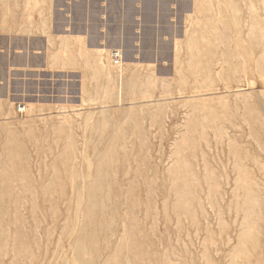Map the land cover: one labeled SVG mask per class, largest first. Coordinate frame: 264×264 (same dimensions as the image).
<instances>
[{"label": "rangeland", "instance_id": "obj_1", "mask_svg": "<svg viewBox=\"0 0 264 264\" xmlns=\"http://www.w3.org/2000/svg\"><path fill=\"white\" fill-rule=\"evenodd\" d=\"M34 1L0 0V264H69L73 254L78 264H264V0ZM248 23L260 24L261 45L249 42ZM102 46L114 67L110 50L119 51L122 74L97 64ZM105 154L111 161L99 164ZM73 180L95 186L77 217V249L66 236L77 208Z\"/></svg>", "mask_w": 264, "mask_h": 264}, {"label": "bare ground", "instance_id": "obj_2", "mask_svg": "<svg viewBox=\"0 0 264 264\" xmlns=\"http://www.w3.org/2000/svg\"><path fill=\"white\" fill-rule=\"evenodd\" d=\"M35 1L37 2V0H35ZM35 1H34V2H35ZM232 1H233V0H232ZM249 1H250V0H249ZM210 3H211V2H210ZM250 3H251V1H250ZM258 3H259V2H258ZM202 4H203V3H202ZM224 4H225V3H224ZM233 4H234V3H233ZM251 4H253V3H251ZM227 5H228V4H227ZM253 5H254V4H253ZM253 5H252V8H253ZM236 6H237V5H236ZM244 6H245V5H244ZM240 7H241V6H240ZM148 8H149V7H148ZM146 9H147V8H146ZM147 10L149 11V9H147ZM248 11H249V10H248ZM248 11H247V12H248ZM255 11H257L256 8H255ZM74 12H76V11H74ZM146 12H147V11H146ZM217 12H218V11H217ZM233 12H234V11H233ZM143 13H144V12H143ZM234 13H237V12H234ZM253 13H254V12H253ZM126 14H127V13H126ZM237 14H238V13H237ZM147 15H148V13H147ZM217 15H218V14H217ZM238 15H239V14H238ZM246 15H247V14H246ZM144 16H145V15H144ZM148 16H149V15H148ZM232 16H233V15H232ZM254 16H255V15H254ZM114 17H115V15H114ZM149 17H150V16H149ZM248 17H249V16H248ZM144 18H145V17H144ZM147 18H148V17H147ZM217 18H218V17H217ZM235 18H236V17H235ZM254 18H255V17H254ZM263 18H264V17H263ZM232 19H233V18H232ZM245 19H246V18H245ZM234 20H235V19H234ZM234 20H233V21H234ZM248 20H249V22L251 21L250 18H248ZM230 21H232V20L230 19ZM246 21H247V20H246ZM80 23H81V22H80ZM245 23H246V22H245ZM245 23H244V24H245ZM78 24H79V23H78ZM246 24H247V23H246ZM248 24H249V23H248ZM80 25H81V24H80ZM227 25H228V23H227ZM83 26H84V25H83ZM245 26H246V25H245ZM249 26H250V24H249ZM259 26H260V24H259ZM259 26H255L254 23H251L250 28L252 29V27H257V29H258V30H257V33H256V31H255L254 35L251 36V34H252L254 31H252L251 29H248L250 33L247 34L248 37H249V38H248V39H249V42H250L251 40L254 39L253 42L256 43L257 45H261V39H262L260 33H258V31H260ZM145 27H146V26H145ZM238 27H239V26H238ZM246 27H247V26H246ZM66 28H68V27H66ZM261 28H262V27H261ZM254 29H255V28H254ZM89 30H90V28H89ZM64 31H65V30H64ZM67 31H68V30H67ZM67 31H66V32H67ZM84 31H86V28H85ZM201 31H202V30H201ZM235 31H236V30H235ZM238 31H240V30H238ZM238 31H237V32H238ZM62 32H63V31H62ZM86 32H87V31H86ZM230 32H231V31H230ZM242 32H243V31H242ZM76 33H77V32H76ZM76 33L73 34V33L69 32V35L71 36V38H72V37H78V36H79V37L85 36V34H84V35H81V34H76ZM78 33H79V32H78ZM84 33H85V32H84ZM244 33L246 34V32H244ZM86 34H87V33H86ZM211 34H212V33H211ZM238 34H239V33H238ZM240 34H241V32H240ZM240 34H239V36H240ZM69 35H68V36H69ZM230 35H232V34H230ZM235 35H236V34H235ZM243 35H244V34H242V36H243ZM239 36H238V37H239ZM60 37H61V36H60ZM89 37H90V36H89ZM243 37H245V35H244ZM211 38H212V37H211ZM252 38H253V39H252ZM72 39H73V38H72ZM248 39H247V41H248ZM80 40H81V39H80ZM221 40H222V39H221ZM242 40L244 41V40H246V39H243V38H242ZM72 41H73V40H72ZM102 41H103V40H102ZM192 41H193V40H192ZM192 41H190V42H192ZM207 41H208V40H207ZM87 42H88V41H87ZM113 42H114V41H113ZM113 42H112V43H113ZM223 42H224V41H223ZM84 43H85V42H84ZM209 43H210V42H209ZM74 44H76V43H74ZM100 44H101V43H100ZM252 44H253V43H252ZM104 45H105V44H103V46H104ZM220 45H221V44H220ZM231 45H232V43H231ZM231 45H229V47H230ZM244 45H245V44H244ZM74 46H75V45H74ZM76 46H77V45H76ZM85 46H86V45H85ZM103 46L97 48V51H98L97 54H98V59H99L97 64L100 66V68H102V67H103V68H106L107 71H108L107 74H108V73L110 74V72H111V71H110L111 68H112V69H115V71H114L115 73H117V74H119V75L122 74V71H123V70L120 69V68H122V67H120V63H119L120 60L118 61L117 64H115V63L113 62V64L116 65V67L112 66L110 63H108V62L105 61V58L107 59V57H106V55H107L106 50H107L108 46H107V47H103ZM77 47H79V46H77ZM81 47H83V46L81 45ZM111 47H113V46H111ZM111 47H110V49H111ZM200 47H201V46H200ZM236 47H237V45H236ZM248 47H249V46H248ZM251 47H252V46H251ZM84 48H85V47H84ZM115 48H118V47L115 46ZM206 48H207V47H206ZM245 48H246V46H245ZM256 48H258V47H255V49H256ZM262 48H264V47L262 46ZM95 49H96V48H95ZM112 49H113V48H112ZM253 49H254V47H253ZM87 50H88V49H87ZM87 50H86V51H87ZM118 50H119V49H118ZM222 50H223V49H222ZM243 50H244V48H243ZM246 50H247V49H246ZM246 50H244V51L246 52ZM259 50H262V49H259ZM263 50H264V49H263ZM21 51H22V50H21ZM47 51H48V50H47ZM112 51H113V50H112ZM112 51L110 50V52H112ZM234 51H235V50H234ZM247 51H248V50H247ZM222 52H223V51H222ZM260 52H261V51H260ZM208 53H209V52H208ZM220 53H221V52H220ZM37 54H38V52H37ZM211 54H212V53H211ZM245 54L247 55V53H245ZM257 54H258V53H257ZM108 55H110V53H109ZM111 55H112V54H111ZM248 55H250V51H249ZM254 55H255V54H254ZM250 56H251V55H250ZM250 56H246L245 59L247 58L246 60L249 61V58H248V57H250ZM109 57L112 59V56H109ZM251 57H252V56H251ZM253 57H254V56H253ZM221 58H222V57H221ZM254 58H255V57H254ZM241 59H242V58H241ZM255 59H256V58H255ZM258 59H259V58H257V60H258ZM214 60H215V59H214ZM251 60L254 61L253 59H251ZM257 60H256V61H257ZM112 61H113V60H112ZM243 61H244V60H242V62H243ZM238 62H239V61H238ZM245 62H246V61H245ZM257 62H258V61H257ZM121 63H122V62H121ZM215 63H216V62H215ZM215 63H214V64H215ZM250 63H251V62H250ZM253 63L255 64V62H253ZM260 63H261V65H264V60H263V61L261 60ZM262 63H263V64H262ZM216 64H217V63H216ZM242 64H244V62H243ZM121 66H122V65H121ZM218 66H219V65H218ZM241 66H243V65H241ZM110 67H111V68H110ZM251 67H252V66H251ZM251 67H250V68H251ZM253 67H254V65H253ZM253 67H252V69H253ZM217 68H218V67H217ZM242 68H243V67H242ZM256 68H257V67H256ZM261 68H262V67H261ZM218 69H219V68H218ZM263 69H264V67H263ZM213 70H214V69H213ZM138 71H139V70H138ZM214 71H215V70H214ZM214 71H212V72H214ZM232 71H236V70H232ZM263 71H264V70H263ZM129 72H130V71H128V73H129ZM215 72L217 73V70H216ZM132 73H133V71H132ZM134 73H136V71H135ZM137 73H139V72H137ZM102 74H103V73H102ZM111 74H112V73H111ZM180 74H181V72H180ZM258 74H259V73H258ZM214 75L217 77L216 74H214ZM259 75H260V74H259ZM263 75H264V74H263ZM138 76H139V78H140V75H138ZM233 76H234V75H233ZM107 77H109V75H108ZM122 77H125V75L122 76ZM127 77H128V76H127ZM216 77H215V78H216ZM237 77H238V76H237ZM237 77H236V78H237ZM247 77H248V76H247ZM262 77H263V76H262ZM99 78H100V77H99ZM110 78H111V77H110ZM116 78H117V77H115L114 80H115ZM141 78H142V77H141ZM263 78H264V77H263ZM118 79H119V78H118ZM120 79H121V78H120ZM212 79H214V78H212ZM217 79H218V78H217ZM237 79H239V77H238ZM251 79H252V78H251ZM101 80H102V78H101ZM110 80H111V79H110ZM112 80H113V79H112ZM116 80H117V79H116ZM137 80H140V79L137 78ZM200 80H201V79L199 78V81H200ZM90 81H91V79H90ZM90 81H89V82H90ZM94 81H95V80H94ZM134 81H136V80H134ZM141 81H142V80H140V81L137 82V83H140ZM150 81H151V80H150ZM224 81H225V80H224ZM250 81H251V80H250ZM112 82H113V81H112ZM114 82H115V81H114ZM126 82H127V81H126ZM126 82H125V83H126ZM90 83H91V82H90ZM101 83H102V82H101ZM103 83H104V81H103ZM133 83H134V82H133ZM142 83H143V82H142ZM220 83H221V82H220ZM225 83H226V82H225ZM231 83H232V82H231ZM239 83H240V82H239ZM243 83H244V82H243ZM249 84H250V86H252L251 83H249ZM108 85H109V84H108ZM113 85H114V84H113ZM162 85H163V84H162ZM218 85H219V84H218ZM218 85H217V86H218ZM221 85H222V84H221ZM237 85H239V84H237ZM244 85H245V84H244ZM155 86H156V85H155ZM213 86H214V85H213ZM219 86H220V85H219ZM103 87H104V86H103ZM105 87H106V86H105ZM126 87H127V86H126ZM139 87H140V86H139ZM162 87H163V86H162ZM206 87H207V86H206ZM224 87H225V86H224ZM212 88H213V87H212ZM217 88H218V87H217ZM228 88H229V87H228ZM230 88H231V87H230ZM230 88H229V89H230ZM239 88H240V87H239ZM195 89H196V88H195ZM204 89H205V86H204ZM207 89H208V88H207ZM221 89H222V88H221ZM231 89H232V88H231ZM97 90H98V89H97ZM97 90H96V91H97ZM139 90H140V88H139ZM148 90H149V88L147 89V91H148ZM150 90H151V89H150ZM201 90H202V87H201ZM217 90H218V89H217ZM225 90H227V88H226ZM260 90H263V89H260ZM205 91L207 92L206 89H205ZM218 91H219V90H218ZM221 91H222V90H221ZM223 91H224V90H223ZM236 91H237V90H236ZM258 91H259V90H258ZM214 92H215V91H214ZM225 92H226V91H225ZM229 92H230V91H229ZM243 92H244V91H243ZM243 92H241V93H243ZM96 93L98 94V92H96ZM108 93H109V92H108ZM132 93H133V92H132ZM199 93H200V91H199ZM199 93L197 92V94H199ZM231 93H233V92H230V94H231ZM97 94H95V95H97ZM195 94H196V93H195ZM205 94H206V93H205ZM233 94H234V93H233ZM250 94H253V93L250 92ZM260 94H261V93H260ZM102 95H103V93H102ZM199 95H200V94H199ZM202 95H204V94L202 93ZM202 95H200V96L202 97ZM210 95H211V94H210ZM183 96H184V95H183ZM191 96H192V95H191ZM191 96H189V99H190ZM196 96H198V95H196ZM206 96H209V94L206 95ZM216 96H217V95H216ZM218 96H219V95H218ZM221 96H222V95H221ZM224 96H225V94H224ZM226 96H227V97H226ZM226 96H225V97H226V99H227L230 95H228V93H227ZM234 96H235V95H234ZM234 96H233V99H234ZM237 96H238V94H237ZM249 96H250V95H249ZM252 96H253V95H252ZM181 97H182V96H181ZM187 97H188V96H187ZM187 97L185 96L184 98H187ZM194 97H195V95H194ZM210 97H211V96H210ZM225 97H224V99H225ZM1 98H2V97H1ZM80 98H81V97H80ZM97 98H98V97H97ZM178 98H180V96H178ZM182 98H183V97H182ZM182 98H181V99H182ZM195 98H197V97H195ZM203 98H204V97H203ZM206 98H207V97H206ZM161 99H162V98H161ZM168 99H169V98H168ZM168 99H167V100H168ZM172 99L174 100V98H172ZM191 99H192V98H191ZM222 99H223V98H222ZM87 100H88V99H87ZM175 100H176V99H175ZM178 100H179V99H178ZM184 100H185V99H184ZM148 101H149V100H148ZM150 101H151V100H150ZM150 101H149V102H150ZM159 101H160V100H158V102H159ZM161 101H162V100H161ZM179 101H180V100H179ZM193 101H194V100H193ZM82 102H83V101H82ZM169 102H170V99H169ZM0 103H1V102H0ZM2 103H3V102H2ZM140 103H141V102H140ZM140 103H139V106H140ZM152 103H154V102H152ZM161 103H162V102H161ZM223 103H224V102H223ZM238 103H239V102H238ZM238 103H237V104H238ZM83 104H84V103H83ZM136 104L138 105V103H136ZM145 104H146V103H145ZM145 104H144V105H145ZM149 104H150V103H149ZM167 104H168V103H167ZM192 104H193V102H192ZM84 105H85V104H84ZM133 105H134V104H131V106H133ZM141 105H142V103H141ZM155 105H156V104H155ZM0 106L3 107L2 104H1ZM230 106H232V104H231ZM233 106H234V104H233ZM167 107H168V106H167ZM240 107H241V106H240ZM3 108H4V107H3ZM129 108L131 109L130 106H129ZM132 108H133V107H132ZM148 108H149V107H148ZM148 108H147V110H148ZM151 108H152V107H151ZM242 108H243V106H242ZM16 109H17V108H16ZM18 109H19V108H18ZM24 109H26V107H25ZM100 109H101V108H100ZM240 109H241V108H240ZM247 109H248V108H247ZM2 110H3V109H2ZM5 110H6V109H5ZM5 110H4V111H5ZM92 110H93V109H92ZM139 110H141V109H139ZM143 110H144V109H143ZM147 110H145V112H146ZM149 110H150V108H149ZM149 110H148V111H149ZM231 110H232V109H231ZM7 111L9 112V109H8ZM23 111H24V110H23ZM88 111H89V110H88ZM129 111H130V110H129ZM0 112H2V111L0 110ZM20 112H22V111H20ZM94 112H95V111H94ZM94 112H93V114H95ZM145 112H144V113H145ZM230 112H231V111H230ZM86 113H87V111H86ZM104 113H106V112H104ZM123 113H124V112H123ZM123 113H122V114H123ZM148 113H149V112H148ZM148 113H145V114L148 115ZM232 113H234L233 110H232ZM237 113H238V112H237ZM81 114H82V113H81ZM114 114H116V113H114ZM205 114H206V112H205ZM205 114L203 113L204 116H205ZM104 115H105V114H104ZM256 115L258 116L257 113H256ZM82 116H83V115H82ZM121 116H122V115H121ZM124 116H125V115H124ZM144 116H145V115H144ZM200 116H201V115H200ZM257 116H256V118H257ZM125 117H126V116H125ZM147 117H148V116H147ZM193 117H195V115H194ZM196 117H197V116H196ZM196 117H195V118H196ZM233 117H234V116H233ZM253 117H254V116H253ZM92 118H93V117H92ZM98 118H99V115H98ZM187 118H188V117H187ZM201 118H202V117H201ZM235 118H236V117H235ZM235 118H234V119H235ZM237 118H238V117H237ZM258 118H260V116H259ZM64 119H65V118H64ZM82 119H83V117H82ZM111 119H112V118H111ZM114 119H115V118H114ZM114 119H113V122L115 121ZM119 119H120V118H118V119H116V120L118 121ZM189 119H190V118H189ZM192 119H193V118H192ZM205 119H206V117H205ZM251 119H252V118H251ZM254 119H255V117H254ZM254 119H253V120H254ZM33 120H34V119H33ZM33 120H32V121H33ZM83 120H84V119H83ZM99 120H100V119H99ZM124 120H125V119H124ZM124 120H122V122H124ZM145 120H147V118H146ZM199 120H200L199 118H198V120L196 119L197 122H198ZM238 120H239V119H238ZM238 120H237V121H238ZM65 121H66V120H65ZM148 121H149V119H148ZM148 121H147V122H148ZM202 121H204V120L202 119ZM52 122H53V121H52ZM78 122H79V121H78ZM80 122H81V121H80ZM80 122H79V123H80ZM97 122H98V120H97ZM110 122H111V121L109 120V123H110ZM115 122H116V121H115ZM142 122H143V120H142ZM144 122H145V121H144ZM144 122H143V123H144ZM205 122H206V121H205ZM12 123H13V122H12ZM98 123H99V122H98ZM98 123H97V126H99V124H100V123H99V124H98ZM109 123H107V124H109ZM119 123H120V122H119ZM145 123H146V122H145ZM50 124H51V123H50ZM91 124H92V123H91ZM111 124H112V122H111ZM115 124H116V123H115ZM115 124H114V126H115ZM117 124H118V123H117ZM231 124H232V123H230V125H231ZM238 124L240 125V123H238ZM1 125H2V124H1ZM1 125H0V126H1ZM95 125H96V124H95ZM146 125H147V124H146ZM200 125H202V124L200 123ZM214 125H215V124H214ZM254 125H255V123H254ZM79 126H80V124H79ZM92 126H93V125H92ZM109 126H110V127H109ZM109 126H108V128H110V129L112 130V129H113V128H111L112 125H109ZM122 126H123V125H122ZM231 126H232V125H231ZM241 126H242V125H241ZM245 126H246V125H245ZM245 126H244V127H245ZM47 127L49 128L50 126L48 125ZM117 127H118V126H117ZM119 127H120V126H119ZM142 127L144 128V126H142ZM201 127H202V126H201ZM224 127H225V126H224ZM233 127H234V125H233ZM97 128H98V127H97ZM115 128H116V126H115ZM143 128H142V129H143ZM188 128H189V126H188ZM237 128H238V127H237ZM256 128H257V127H256ZM225 129H226V128H225ZM257 129H258V128H257ZM42 130H43V129H42ZM48 130H50V129H48ZM72 130H73V129H72ZM80 130H81V128H80ZM113 130H114V129H113ZM117 130H118V129H117ZM183 130H184V129H183ZM183 130H182V131H183ZM203 130H204V129H203ZM74 131H75V130H74ZM83 131H84V130H83ZM86 131H87V129H86ZM143 131L145 132V130H143ZM154 131H155V130H154ZM219 131H220V130H219ZM255 131H256V130H255ZM3 132H4V130H3ZM3 132H2V133H3ZM106 132H107V131H106ZM121 132H123V131H121ZM150 132H152V131H150ZM187 132H188V130H187ZM191 132H194V131H191ZM196 132H197V131H196ZM214 132H215V131H214ZM236 132H237V131H236ZM246 132H247V130H246ZM74 133H75V132H74ZM91 133H93V135L96 136L94 132H91ZM91 133H90V134H91ZM107 133H108V132H107ZM119 133H120V132H119ZM226 133H227V132H226ZM226 133H225V134H226ZM49 134H50V131H49ZM83 134H84V133H83ZM99 134H100V133H99ZM108 134H109V133H108ZM121 134H122V133H121ZM123 134H124V133H123ZM123 134H122V136H123ZM147 134H148V133H147ZM154 134H155V133H154ZM236 134H237V133H236ZM260 134H261V133H260ZM1 135H2V134H1ZM50 135H51V134H50ZM239 135H240V134H239ZM94 136H93V137H94ZM99 136H100V135H98V137H99ZM105 136H106V134H105ZM107 136H108V135H107ZM107 136H106V137H107ZM109 136H110V134H109ZM109 136H108V138H109ZM127 136H128V135H127ZM147 136H148V135H147ZM151 136H153V135H151ZM185 136H186V135H185ZM243 136H244V135H243ZM248 136H249V135H248ZM263 136H264V135H263ZM93 137H92V138H93ZM96 137H97V136H96ZM113 137H114V136H113ZM215 137H216V136H215ZM222 137H224V136H222ZM22 138H23V137H22ZM49 138H50V136H49ZM94 138H95V137H94ZM94 138L92 139L93 141H95ZM137 138H138V137H137ZM149 138H150V137H149ZM156 138H158V137H156ZM220 138H221V137H220ZM234 138H235V137H234ZM244 138H245V136H244ZM97 139H98V138H97ZM101 139H102V137H101ZM173 139H174V138H173ZM178 139H179V138H178ZM228 139H230V138H228ZM251 139H252V138H251ZM23 140H25V138H24ZM92 140H91V142H92ZM151 140H152V139H151ZM162 140H163V139H162ZM241 140H242V138H241ZM247 140H248V139H247ZM252 140H254V139H252ZM258 140H259V139H258ZM1 141H3V140H1ZM96 141H97V140H96ZM107 141H108V140H107ZM107 141H104V142L107 143ZM115 141H116V140H115ZM244 141H245V140L243 139V143H244ZM261 141H262V140H261ZM113 142H114V141H113ZM122 142H123V140H122ZM134 142H135V141H134ZM141 142H142V141H141ZM153 142H157V141H154V140H153ZM153 142H152V144H153ZM172 142H173V141H172ZM247 142H248V141H247ZM249 142H250V140H249ZM252 142H253V141H252ZM263 142H264V141H262V143H263ZM0 143H2V142H0ZM49 143H50V141H49ZM89 143H90V142H89ZM92 143H93V142H92ZM99 143H100V141H99ZM210 143H211V142H210ZM212 143H213V141H212ZM222 143H223V141H222ZM225 143H226V142H225ZM225 143H224V144H225ZM239 143H240V142H239ZM255 143H256V142H255ZM83 144H84V143H83ZM85 144H86V143H85ZM97 144H98V143H97ZM97 144H95V145H97ZM102 144H103V143H102ZM102 144H101V145H102ZM111 144H112V143H111ZM150 144H151V143H150ZM240 144H241V143H240ZM245 144H246V143H245ZM34 145H35V144H34ZM86 145H87V144H86ZM88 145H89V144H88ZM144 145H145V144H144ZM212 145H214V144H212ZM254 145H256V144H254ZM32 146H33V144H32ZM83 146H84V145H83ZM103 146H104V145H103ZM113 146H114V144H113ZM118 146H119V144H118ZM153 146H155V145H153ZM216 146L219 147V145H216ZM216 146H215V148H216ZM224 146H225V145H224ZM33 147H34V146H33ZM81 147H82V146H81ZM97 147H98V146H97ZM101 147H102V146H101ZM104 147H105V146H104ZM157 147H158V146H157ZM213 147H214V146H213ZM244 147H245V146H244ZM254 147H255V146H254ZM162 148H163V147H162ZM178 148H180V147H178ZM211 148H212V147H211ZM241 148H242V147H241ZM257 148H258V147H257ZM27 149H29L28 146H27ZM51 149H52V148H51ZM96 149H97V148H96ZM98 149H100V147H98ZM102 149H103V147H102ZM213 149H214V148H213ZM213 149H211V150H213ZM254 149H256V148H254ZM55 150H56V149H55ZM55 150L53 149L54 152H55ZM87 150H88V149H87ZM87 150H86V151H87ZM89 150H90V149H89ZM94 150H95V149H94ZM100 150H101V149H100ZM100 150H98V152H100ZM141 150H142V149H141ZM155 150H156V149H155ZM170 150H171V148H170ZM172 150H173V149H172ZM216 150H217V149H216ZM53 151H52V152H53ZM71 151H73V150H71ZM80 151H81V150H80ZM113 151H114V150H113ZM148 151H149V150H148ZM162 151H163V149H162ZM254 151H257V150H254ZM259 151H260V149H259ZM259 151H258V152H259ZM77 152H78V151H77ZM94 152H95V151H94ZM98 152H97V154H98ZM103 152H104V151H103ZM149 152H150V151H149ZM149 152H148V153H149ZM154 152H155V151H154ZM261 152H262V151H261ZM31 153H32V152L30 151V154H31ZM56 153H58V152H56ZM118 153H119V152H118ZM152 153H153V150H152ZM169 153H170V152H169ZM225 153H226V152H225ZM249 153H250V152L248 151V154H249ZM252 153H255V152H252ZM256 153H257V152H256ZM119 154H120V153H119ZM157 154H158V152H157ZM185 154H186V153H185ZM207 154H208V153H207ZM216 154H217V153H216ZM242 154H243V153H242ZM81 155H82V153H81ZM86 155H87V153H86ZM95 155H96V154H95ZM148 155H150V154H148ZM263 155H264V152H263ZM93 156H94V154H93ZM153 156H154V155H153ZM178 156H179V155H178ZM208 156H209V154H208ZM253 156H254V155H253ZM95 157H96V156H95ZM98 157H99V156H98ZM98 157H97V158H98ZM157 157H158V156H157ZM210 157H211V156H210ZM219 157H220V155H219ZM33 158H34V157H33ZM33 158H32V159H33ZM52 158H53V157H52ZM92 158H93V157H92ZM92 158H91V159H92ZM100 158H101V159L98 160L99 164H101L102 162H103V164H104V163H106V160H108V159L111 158V155H110V154H105V155H102ZM115 158H116V157H115ZM154 158H155V157H154ZM213 158H214V157H213ZM253 158H254V157H253ZM253 158H251V159H253ZM256 158H257V159H260V160L262 159V158H259V157H257V156H256ZM35 159H36V158H35ZM35 159H34V160H35ZM49 159H50V158H49ZM91 159H90V160H91ZM158 159H159V158H158ZM206 159H208V158H206ZM34 160H33V161H34ZM119 160H120V159H119ZM159 160H160V159H159ZM209 160H210V159H209ZM229 160H231V159L228 158V162H230ZM30 161H31V160H30ZM83 161H84V160H83ZM83 161H82V162H83ZM94 161H95V160H94ZM110 161H111V159H110ZM247 161H248V160H247ZM263 161H264V160H263ZM82 162H81V163H82ZM89 162H90V161H89ZM113 162H114V161H113ZM210 162H211V161H210ZM214 162H215V161H214ZM3 163H4V162H3ZM130 163H131V162H130ZM130 163H129V164H130ZM155 163H157V162H155ZM161 163H163V162L161 161ZM161 163H160V164H161ZM170 163H172V162H170ZM198 163H199V162H198ZM212 163H213V162H212ZM212 163H211V164H212ZM217 163H218V162H217ZM217 163H216V164H217ZM223 163H225V165H226V162L223 161ZM230 163L232 164V162H230ZM230 163H229V164H230ZM240 163H241V162H240ZM251 163H253V162H251ZM261 163H262V162H261ZM30 164H31V163H30ZM92 164H93V161H92V163H91V166H92ZM95 164H96V163H95ZM246 164H247V163H246ZM46 165H47V164H46ZM80 165H81V164H80ZM83 165H84V163H83ZM96 165H97V164H96ZM96 165H95V166H96ZM247 165H248V164H247ZM252 165H253V164H252ZM255 165H257V164H255ZM0 166H1V165H0ZM93 166H94V165H93ZM118 166H119V165H118ZM167 166H168V164H167ZM167 166H166V167H167ZM196 166H197V165H196ZM223 166H224V164H223ZM248 166H249V165H248ZM30 167H31V165H30ZM82 167H83V166H82ZM122 167H123V166H122ZM131 167H133V165H132ZM180 167H181V165H180ZM197 167H198V166H197ZM249 167L253 168L252 166H249ZM263 167H264V166H263ZM263 167H262V168H263ZM9 168H10V167H9ZM31 168H32V167H31ZM99 168H100V167H99ZM103 168H104V167H103ZM118 168H120V167H118ZM164 168H165V167H164ZM183 168H184V167H183ZM200 168H201V167H200ZM258 168H259V167H258ZM34 169H35V168H34ZM49 169H50V168H49ZM77 169H78V168H77ZM101 169H102V168H101ZM111 169H112V166H111ZM181 169H182V168H181ZM186 169H187V168H186ZM215 169L217 170L216 166H215ZM224 169H225V167H224ZM13 170H14V169H13ZM36 170H37V169H36ZM50 170H51V169H50ZM107 170H108V169H107ZM107 170H105V171H107ZM220 170H221V169H220ZM226 170H227V169H226ZM257 170H259V169H257ZM0 171H1V170H0ZM103 171H104V169H103ZM109 171H110V170H109ZM109 171H107V172H109ZM112 171H113V169H112ZM204 171H205V170H204ZM204 171H203V172H204ZM228 171H229V169H228ZM228 171L226 172V174L228 173ZM9 172H10V171H9ZM11 172H14V171H11ZM101 172H102V171H101ZM107 172H106V173H107ZM220 172H221V171H220ZM256 172H257V171H256ZM0 173H1V172H0ZM43 173H44V171H43ZM88 173H89V172H88ZM90 174H91V173H90ZM92 174H93V173H92ZM108 174H109V173H108ZM116 174H117V173H116ZM205 174H206V173H205ZM228 174H229V173H228ZM254 174H255V173H254ZM95 175H96V174H95ZM102 175H104V174L101 173V176H102ZM207 175H208V174H207ZM229 175H231V174H229ZM232 175H233V174H232ZM259 175H260V173H259ZM259 175H258V178H259ZM34 176H36V175H34ZM110 176H111V175H110ZM255 176H257V175H255ZM260 176H261V175H260ZM39 177H40V176H39ZM221 177H222V176H221ZM234 177H235V176H234ZM88 178H89V177H88ZM102 178H103V176H102ZM102 178L99 179V182H100V180L103 181ZM198 178H199V177H198ZM210 178H211V177H210ZM229 178H231V177H229ZM239 178H240V176H239ZM38 179H39V178H38ZM85 179H87V178H85ZM89 179H90V178H89ZM106 179H108V178L106 177ZM119 179H120V178H119ZM130 179H131V178H130ZM163 179H164V178H163ZM213 179H214V178H213ZM227 179H228V178H227ZM39 180H40V179H39ZM82 180H83V179H82ZM87 180H88V179H87ZM109 180H110V179H109ZM113 180H114V179H113ZM117 180H118V177H117L116 181H117ZM216 180H217V179H216ZM228 180H229V179H228ZM259 180L262 181V179H260V178H259ZM32 181H33V180H32ZM35 181H36V180H35ZM93 181H94V180H93ZM102 181H101V182H102ZM105 181L107 182V180H105ZM110 181H111V180H110ZM263 181H264V180H263ZM0 182H1V181H0ZM82 182H83V181H82ZM87 182H88V181H87ZM101 182H100V184H101ZM167 182H168V181H167ZM207 182H208V181H207ZM219 182H220V181H219ZM39 183H40V181H39ZM113 183H114V181H113ZM73 184H74V185H73V188H74V195H75V196H74V200H75V202H76V206H77V208L74 210V211H75V216L71 218L70 224H69V226H68V228H67V234H66V236L69 237V238L71 239V240L69 241V247H70V248H71V247L73 248V246H75L76 249H77V247H78V245H79V242H80V241L77 239V235H76V232H77L76 226H77V223H78V222H77V217H78V214H79V213L81 214V211H82V210L84 211V209H81V207H83V205H84V204H83V200H84V198H87V197H84V196H85V193H86L88 190H90V189H91V190H95V186L93 185V186H91V188H90V186L87 185V184L85 183V181H84L83 183H81V182L76 183L75 180H73ZM107 184H108V183H107ZM123 184H124V183H123ZM164 184H165V183H164ZM220 184L222 185V183H220ZM103 185H104V182H103ZM108 185L110 186L111 184H108ZM146 185H147V184H146ZM166 185H167V184H166ZM176 185H177V184H176ZM224 185L227 186L226 184H224ZM224 185H223V187H224ZM36 186H37V183H36ZM42 186H43V185H42ZM42 186H41V187H42ZM104 186H105V185H104ZM109 186H107V187H109ZM111 186H112V185H111ZM117 186H118V185H117ZM122 186L124 187V185H122ZM204 186H205V185H204ZM260 186H262V185H260ZM66 187H69V186L67 185ZM114 187H115V190H117V189H116L117 187L115 186V184H114ZM125 187H126V186H125ZM125 187H124V188H125ZM164 187H165V186H164ZM166 187H167V186H166ZM168 187H169V183H168ZM168 187H167V188H168ZM174 187H175V186H174ZM181 187H183V186H181ZM232 187H233V186H232ZM111 188H112V187H111ZM121 188H122V187H121ZM140 188H141V187H140ZM230 188H231V187H230ZM230 188H229V189H230ZM233 188H234V187H233ZM180 189H181V188H180ZM183 189H184V188H183ZM220 189H222V188H220ZM224 189H225V188H224ZM226 189H228V188H226ZM226 189H225V190H226ZM36 190H37V189H36ZM141 190H143V188H141ZM141 190H140V191H141ZM164 190H165V188H164ZM167 190H168V189H167ZM177 190H178V189H177ZM194 190H196V189H194ZM239 190H240V189H239ZM17 191H18V190H17ZM67 191H69V190H67ZM122 191H123V190L121 189V192H120V193H122ZM70 192H71V191H70ZM111 192H113V188H112V191H111ZM118 192H119V191H118ZM118 192H117V193H118ZM141 192H143V191H141ZM195 192H196V191H195ZM199 192H200V191H199ZM241 192H242V191H241ZM0 193H1V192H0ZM35 193H36V192H35ZM67 193H68V192H67ZM237 193H238V192H237ZM36 194H37V193H36ZM96 194H97V193H96ZM102 194H103V193H102ZM102 194H101V195H102ZM108 194H109V192H108ZM115 194H116V193H115ZM138 194H139V193H138ZM141 194H142V193H141ZM259 194H260V193H259ZM11 195H13V194H11ZM26 195H27V194H25V196H26ZM33 195H34V194H33ZM40 195H41V193H40ZM66 195H67V194H66ZM68 195H70V194L68 193ZM87 195H88V193H87ZM97 195H98V194H97ZM97 195H95V197H96ZM113 195H114V193H113ZM113 195H112V193H111V196H113ZM135 195H136V194H135ZM222 195H223V194H222ZM231 195H232V194H231ZM263 195H264V194H263ZM115 196H116V195H115ZM120 196H121V194H120ZM123 196H124V195H123ZM139 196H140V195H139ZM153 196H154V195H153ZM226 196H227V195H226ZM232 196H233V195H232ZM258 196H259V195H258ZM40 197H41V196H40ZM40 197H39V198H40ZM52 197H53V196H52ZM207 197H208V196H207ZM215 197H216V196H215ZM224 197H225V196H224ZM228 197H229V196H228ZM256 197H257V196H256ZM11 198H12V196H11ZM41 198H42V197H41ZM45 198H46V197H45ZM65 198H66V197H65ZM65 198H63V199H65ZM99 198H100V197H99ZM110 198L113 199L112 197H110ZM110 198H109V199H110ZM123 198H124V197H123ZM160 198H161V200L164 199V197H163V198L160 197ZM160 198H159V199H160ZM237 198H238V197H237ZM262 198H263V197H262ZM55 199H56V198H55ZM101 199H102V198H101ZM142 199H143V194H142ZM154 199H155V198H154ZM201 199H202V198H201ZM211 199H212V198H211ZM218 199H219V198H218ZM225 199H226V197H225ZM227 199H228V198H227ZM18 200H19V199H18ZM50 200H53V199H50ZM65 200H67V198H66ZM65 200H63V201H65ZM93 200H94V199H93ZM102 200H103V199H102ZM120 200H122V199H120ZM133 200H134V199H133ZM208 200H209V199H208ZM230 200H231V199H230ZM234 200H235V199H234ZM4 201H5V200H4ZM29 201H30V200H29ZM61 201H62V199L60 200V202H61ZM71 201H72V200H71ZM95 201H96V200H95ZM110 201H112V200H110ZM118 201H119V200H118ZM159 201H160V200H159ZM204 201H205V200H204ZM204 201H202V202H204ZM60 202H59V203H60ZM96 202L98 203V198H97V201H96ZM101 202H102V201H101ZM113 202H114V201H113ZM113 202H110V203H113ZM124 202H125V201H124ZM133 202H134V201H133ZM139 202H141V199H140ZM155 202H156V200H155ZM184 202H186V200H185ZM188 202H190V201H188ZM216 202H217V201H216ZM231 202L234 203L233 200H231ZM231 202H230V203H231ZM17 203H18V202H17ZM93 203H94V202H93ZM102 203H103V205L105 204L104 200H103ZM118 203H120V202H118ZM127 203H128V202H127ZM190 203H191V202H190ZM217 203H218V202H217ZM61 204H62V203H61ZM87 204H88V203H87ZM108 204H109V203H107L106 205L108 206ZM124 204H125V203H124ZM157 204H158V202H157ZM203 204H204V203H203ZM220 204H223V203H220ZM0 205H1V204H0ZM32 205H33V204H32ZM44 205H45V204H44ZM44 205H41V209H42V206H43V208H44ZM47 205H48V204H47ZM47 205H46V206H47ZM118 205H119V204H118ZM141 205H142V204H141ZM158 205H159V204H158ZM225 205H226V202H225ZM26 206H27V205H26ZM37 206H38V205H37ZM46 206H45V207H46ZM110 206L112 207L111 204H110ZM119 206H120V205H119ZM122 206H123V205H122ZM205 206H206V203H205ZM231 206H233V205H231ZM98 207H99V205H97V207H94L95 210L98 209ZM105 207H106V206H105ZM129 207H130V206H129ZM141 207H142V206H141ZM155 207H156V206H155ZM159 207H161V206H159ZM206 207H207V206H206ZM214 207H215V206H214ZM106 208H107V207H106ZM108 208H110V207H108ZM112 208H114V207H112ZM131 208H132V207H131ZM144 208H145V207H144ZM215 208H216V207H215ZM248 208H249V207H248ZM120 209H121V208H120ZM135 209H136V207H135ZM195 209H196V208H195ZM200 209H201V208H200ZM107 210H108V209H107ZM107 210H106V211H107ZM201 210H202V209H201ZM222 210L224 211L225 208L222 207ZM233 210H234V209H233ZM233 210H232V211H233ZM237 210H238V209H237ZM71 211H72V210H71ZM83 211H82V212H83ZM97 211L99 212V209H98ZM97 211H96V212H97ZM123 211H124V210H123ZM139 211H141V210L139 209ZM143 211H144V210H143ZM157 211H158V210H157ZM202 211H203V210H202ZM238 211H239V210H238ZM11 212H12V211H11ZM15 212H16V211H15ZM15 212H14V214H15ZM18 212H19V211H18ZM98 212H97V213H98ZM103 212H104V210H103ZM134 212H135V210H134ZM159 212H160V211H159ZM21 213H22V212H21ZM26 213H28V212H26ZM39 213H41V212H39ZM84 213H85V212H84ZM206 213H208V212H206ZM19 214H20V213H19ZM51 214H52V213H51ZM59 214H60V213H59ZM72 214H73V213H72ZM80 214H79V216H80ZM89 214H90V213H89ZM94 214H95V213H94ZM102 214H103V213H102ZM126 214L128 215V213H126ZM160 214H161V213H160ZM211 214H212V213H211ZM223 214H224V212H223ZM232 214H233V213H232ZM30 215H32V214H30ZM37 215H38V214H37ZM40 215L42 216V214H40ZM40 215H39V216H40ZM63 215H64V214H63ZM87 215H88V214H87ZM87 215L85 214L84 216H87ZM95 215L98 216V214H95ZM107 215H109V214H107V212H106V217H107ZM118 215H119V214H118ZM140 215H141V213H140ZM209 215H210V214H209ZM246 215H247V214H246ZM88 216H89V215H88ZM110 216H111V215H110ZM112 216H113V215H112ZM162 216H163V215H162ZM193 216H194V215H193ZM223 216H224V215H223ZM101 217H102V216H101ZM195 217H197V216H195ZM231 217H233V215H231ZM246 217H247V216H246ZM36 218H37V217H36ZM80 218H81V217H80ZM82 218H83V217H82ZM84 218H85V217H84ZM125 218H126V217H125ZM157 218H158V217H157ZM39 219L41 220V218H39ZM43 219H44V218H43ZM46 219H48V217H46ZM46 219H45V220H46ZM61 219H62V218H60V220H61ZM115 219H117V218L115 217ZM126 219H127V218H126ZM150 219H151V218H150ZM172 219H173V218H172ZM181 219H182V218H181ZM211 219L213 220V215L211 216ZM3 220L6 222L7 219H6V220L3 219ZM40 220H39V221H40ZM48 220H49V219H48ZM60 220H59V221H60ZM82 220H83V219H82ZM86 220H87V219H85V221H86ZM92 220H93V219H92ZM111 220H112V219H111ZM156 220H157V219H156ZM198 220H199V219H198ZM216 220H217V219H216ZM226 220H227V219H226ZM256 220H257V219H256ZM59 221H58V222H59ZM61 221H62V220H61ZM61 221H60V222H61ZM78 221H79V219H78ZM94 221H95V220H94ZM140 221H141V219H140ZM163 221H164V220H163ZM47 222H48V221H47ZM83 222H84V221H83ZM96 222H97V221H96ZM99 222H101V221L99 220ZM113 222H114V221H113ZM145 222H146V221H145ZM157 222H159V221H157ZM210 222H212V221H210ZM26 223H27V221H26ZM85 223H86V222H85ZM147 223H148V222H147ZM174 223H175V222H174ZM181 223H182V222H181ZM184 223H185V222H184ZM184 223H183V224H184ZM214 223L216 224V222H214ZM235 223H236V222H235ZM44 224H45V223H44ZM82 224H83V223H82ZM82 224H80V225H82ZM116 224H117V223H116ZM133 224H134V223H133ZM157 224H158V223H157ZM205 224H207V223H205ZM240 224H241V223H240ZM10 225H11V224H10ZM10 225H8V226H10ZM46 225H47V223H46ZM86 225H87V224H86ZM158 225H159V224H158ZM158 225H157V226H158ZM227 225H228V224H227ZM236 225H238V224H236ZM236 225H235V226H236ZM0 226H1V225H0ZM43 226H44V225H43ZM49 226H50V225H49ZM55 226H56V224H55ZM83 226H84V225H83ZM117 226H118V225H117ZM121 226H122V225H121ZM126 226L129 227V225H126ZM130 226H131V225H130ZM160 226H161V225H160ZM170 226H171V225H170ZM172 226H173V225H172ZM172 226H171V227H172ZM181 226H182V225H181ZM181 226H180V227H181ZM239 226H240V225H239ZM243 226H244V225H243ZM1 227H2V226H1ZM3 227H4V226H3ZM10 227H11V226H10ZM10 227H9V228H10ZM39 227H41V225H40ZM56 227H57V226H56ZM58 227H59V226H58ZM85 227H86V226H85ZM167 227H168V225H167ZM201 227H202V226H201ZM212 227H213V226H212ZM214 227H215V226H214ZM219 227H220V226H219ZM27 228H28V227H27ZM31 228H32V227H31ZM42 228H44V227H42ZM81 228H82V227H81ZM139 228H140V227H139ZM232 228H233V227H232ZM232 228H230V229H231V230H229L230 232H233V231H234ZM235 228H236V227H235ZM237 228H238V227H237ZM55 229H56V228H55ZM84 229H85V228H84ZM84 229H83V230H84ZM89 229H90V227H89ZM117 229H118V228H117ZM127 229H128V228H127ZM31 230H32V229H31ZM40 230H41V229H40ZM214 230L217 231L216 229H214ZM221 230H222V229H221ZM232 230H233V231H232ZM237 230H238V229H237ZM250 230H251V229H250ZM5 231H6V230H5ZM5 231H4V232H5ZM78 231H79V230H78ZM84 231H85V230H84ZM99 231H100V230H99ZM115 231H116V229H115ZM129 231H131V229H129ZM162 231H163V230H162ZM215 231H214V232H215ZM224 231H225V230H224ZM229 231H228V232H229ZM235 231H236V230H235ZM240 231H241V230H240ZM243 231H244V230H243ZM10 232H11V231H10ZM10 232H9V234H10ZM31 232H32V231H30V233H31ZM58 232H59V231H58ZM79 232H82V230L79 231ZM198 232H199V231H198ZM198 232H197V233H198ZM247 232H248V231H247ZM24 233H25V232H24ZM40 233H41V232H40ZM77 233H78V232H77ZM107 233H108V232H107ZM107 233H106V234H107ZM165 233H166V232H165ZM200 233H201V232H200ZM2 234H3V233H2ZM42 234H43V233H42ZM57 234H58V233H57ZM81 234H82V233H81ZM81 234H79V235L81 236ZM146 234H147V233H146ZM161 234H162V232H161ZM163 234H164V233H163ZM190 234H191V233H190ZM190 234H189V236H190ZM234 234H236V233L234 232ZM37 235H38V234H37ZM116 235H117V234H116ZM116 235H115V236H116ZM166 235H167V234H166ZM166 235H165V236H166ZM170 235H171V234H170ZM191 235H192V234H191ZM203 235H205V234H203ZM207 235H208V234H207ZM216 235H217V234H216ZM30 236H31V235H30ZM30 236H29V237H30ZM41 236H42V235H41ZM228 236H229V235H228ZM230 236H231V234H230ZM232 236H234V235H232ZM237 236H238V235H237ZM241 236H242V234H241ZM9 237H11V235H10ZM24 237H25V236H23V238H24ZM29 237H28V239H29ZM71 237H72V238H71ZM116 237H117V236H116ZM191 237H192V236H191ZM202 237H203V236H202ZM248 237H249V236H248ZM14 238H15V237H14ZM39 238L41 239L40 236H39ZM100 238H101V237H100ZM171 238H172V236L170 237V239H171ZM230 238H231V237H230ZM230 238H229V239H230ZM236 238H237V237H236ZM242 238H243V237H242ZM0 239H2V237H1ZM24 239H26V238H24ZM42 239H43V238H42ZM57 239H58V238H57ZM83 239H84V238H83ZM114 239H115V238H114ZM153 239H154V238H153ZM153 239H152V240H153ZM172 239H173V238H172ZM172 239H171V240H172ZM222 239H223V237H222ZM222 239H221V240H222ZM263 239H264V238H263ZM12 240H13V239H12ZM43 240H44V239H43ZM50 240H51V239H49V242H50ZM59 240H60V239H59ZM159 240H160V239H159ZM191 240H194V239L191 238ZM209 240H210V239H208V241H209ZM231 240H232V239H231ZM30 241H31V240H30ZM60 241H61V240H60ZM60 241H59V244H60ZM82 241H83V240H82ZM138 241H139V240H138ZM138 241H136V242L138 243ZM165 241H166V243H167V240H165ZM165 241H164V242H165ZM173 241H174V240H173ZM180 241H181V240H180ZM235 241H236V240H235ZM10 242H11V241H10ZM31 242H32V241H31ZM34 242H36V241L34 240ZM37 242L39 243V241H37ZM192 242H194V241H192ZM206 242H207V240H206ZM228 242H229V240H228ZM231 242H232V241H231ZM242 242H243V241H242ZM247 242H248V241H247ZM11 243H13V241H12ZM16 243H17V241H16ZM38 243H37V244H38ZM44 243H45V240H44ZM47 243H48V242H47ZM81 243H82V242H81ZM81 243H80V245H81ZM210 243H212V242H210ZM221 243H222V242H221ZM233 243H235V242H233ZM263 243H264V241H263ZM29 244L31 245L30 242H29ZM40 244H41V243H40ZM42 244H43V243H42ZM61 244H62V243H61ZM170 244H171V243H170ZM194 244H197L196 241H195V243H193V245H194ZM214 244H215V241H214ZM231 244H232V243H231ZM244 244H245V243H244ZM249 244H250V243H249ZM43 245H44V244H43ZM51 245H52V243H51ZM167 245H168V244H167ZM218 245H219V243H218ZM247 245H248V244H247ZM125 246H126V245H125ZM196 246H197V245H196ZM221 246H222V245H221ZM228 246H229V245H228ZM231 246H232V245H231ZM231 246H230V247H231ZM261 246H262V244H261ZM10 247H11V246H10ZM24 247H25V246H24ZM33 247H34V246H33ZM33 247H32V248H33ZM59 247H60V246H59ZM84 247H85V246H84ZM110 247H111V246H110ZM130 247H131V246H130ZM130 247H129V248H130ZM168 247H169V245L167 246V248H168ZM237 247H238V246H237ZM245 247H247V246L245 245ZM32 248H31V249H32ZM34 248H35V247H34ZM44 248H45V247H44ZM121 248H122V247H121ZM160 248H161V246H160ZM167 248H166V249H167ZM220 248H221V247H220ZM247 248H249V245H248ZM58 249H59V248H58ZM73 249H74V248H73ZM111 249H112V248H111ZM111 249H110V251H108V253L111 252ZM144 249L146 250V248H144ZM148 249H149V248H148ZM169 249H170V247H169ZM195 249H196V248H195ZM197 249H198V248H197ZM216 249H217V248H216ZM260 249L262 250V248H260ZM33 250H34V249H33ZM64 250H65V249H64ZM78 250H79V249H78ZM100 250H101V249H100ZM145 250H144V251H145ZM223 250H224V249H223ZM223 250H222V252H223ZM247 250H249V249H246V251H247ZM21 251H22V249H21ZM44 251H45V250H44ZM44 251H43V252H44ZM169 251H170V250H169ZM182 251H183V250H181V252H182ZM196 251H197V250H196ZM214 251H215V250H214ZM236 251H237V250H236ZM11 252H12V251H11ZM41 252H42V251H41ZM75 252H76V251H75ZM156 252H157V251H156ZM167 252H168V249H167ZM176 252H178V251H176ZM224 252H225V251H224ZM251 252H252V251H251ZM251 252H250V253H251ZM261 252H263L262 255H264V251L262 250ZM44 253H45V252H44ZM71 253H72V252H71ZM196 253H197V252H196ZM233 253H234V252H233ZM244 253H245V252H244ZM246 253H249V252H246ZM9 254H10V253H9ZM35 254H36V253H35ZM41 254H42V253H41ZM76 254H77V253H76ZM148 254H149V253H148ZM168 254H170V253H168ZM174 254H175L176 256L178 255V253H174ZM179 254H180V253H179ZM198 254H199V253H198ZM37 255H38V254H37ZM57 255H58V254H57ZM67 255H68V254H67ZM67 255H66V256H67ZM103 255H104V254H103ZM105 255H106V254H105ZM105 255H104V256H105ZM170 255H173V254H170ZM181 255H182V254H181ZM184 255H185V254H183L182 256H184ZM191 255H192V254H191ZM221 255H223V254H221ZM262 255H261V256H262ZM0 256H1V255H0ZM9 256H11V255H9ZM122 256H123V255H122ZM149 256H150V255H149ZM173 256H174V255H173ZM216 256H217V255H216ZM246 256H247V255H246ZM257 256H258V255H257ZM38 257H39V258H38ZM77 257H78V254H77ZM167 257H168V255H167ZM174 257H175V256H174ZM179 257H180V256H179ZM185 257H186V256H185ZM198 257H199V256H198ZM213 257H214V256H213ZM239 257H240V256H239ZM37 258H38V262H39V259L41 258V255L37 256ZM54 258H55V257H54ZM79 258H81V257H79ZM94 258H96V257H94ZM101 258H102V257H101ZM175 258H176V257H175ZM177 258H178V257H177ZM181 258H182V257H181ZM242 258H243V257H242ZM4 259L6 260V258H4ZM28 259H29V258H28ZM81 259H82V258H81ZM91 259H92V258H91ZM102 259H103V258H102ZM102 259H100V261H101ZM168 259H170V258H168ZM172 259H173V258H172ZM185 259H187V257H186ZM213 259H214V261L216 262V260H215L216 258L214 257ZM5 260L2 259L3 262H4ZM54 260H55V259H54ZM151 260H152V259H151ZM159 260H160V258H159ZM178 260H179V259H178ZM183 260H184V259H183ZM263 260H264V259H263ZM263 260H262V261H263ZM15 261H16V259H15ZM36 261H37V260H36ZM63 261H64V260H63ZM170 261H171V260H170ZM175 261H176V260H175ZM179 261H180V260H179ZM198 261H200V260H198ZM214 261H213V262H214ZM25 262H26V260H25ZM38 262H37V263H38ZM65 262H66V261H65ZM98 262H99V261H98ZM173 262H174V259H173ZM217 262H218V261H217ZM263 262H264V261H263ZM44 263H47V262H44ZM44 263H43V264H44ZM61 263H62V262H61ZM68 263H69V264H78V262L76 261V259H75V257H74V254L71 255V260L68 261ZM80 263H81V262H80ZM128 263H129V262H128ZM158 263H160V261H159ZM180 263H181V262H180ZM182 263L184 264L185 262L183 261ZM187 263H188V262H187ZM219 263H220V262H219ZM235 263H236V262H235ZM238 263H239V261H238ZM244 263H245V261H244ZM249 263H250V261H249ZM252 263H253V262H252ZM254 263H255V261H254ZM25 264H26V263H25ZM28 264H29V263H28ZM31 264H32V263H31ZM49 264H50V263H49ZM96 264H97V263H96ZM154 264H155V263H154ZM185 264H186V263H185ZM242 264H243V262H242Z\"/></svg>", "mask_w": 264, "mask_h": 264}, {"label": "built area", "instance_id": "obj_3", "mask_svg": "<svg viewBox=\"0 0 264 264\" xmlns=\"http://www.w3.org/2000/svg\"><path fill=\"white\" fill-rule=\"evenodd\" d=\"M112 58L114 59V63L117 64L118 61L120 60V53L119 51H112Z\"/></svg>", "mask_w": 264, "mask_h": 264}]
</instances>
